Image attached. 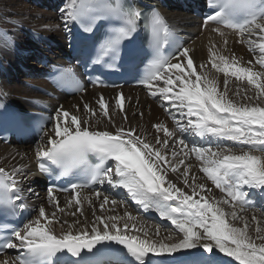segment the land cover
<instances>
[{
    "label": "snow or ice",
    "instance_id": "1",
    "mask_svg": "<svg viewBox=\"0 0 264 264\" xmlns=\"http://www.w3.org/2000/svg\"><path fill=\"white\" fill-rule=\"evenodd\" d=\"M238 18L243 20L237 22ZM60 19L66 33L71 32V25L75 23L83 33L94 38L98 55L91 64H101L105 57L111 56L112 62L104 63L109 68L116 66L115 60L125 42L135 44V37L141 31L146 32V46L153 59L148 66V75L138 83L147 94L161 102L172 115L175 125L169 130L164 124L157 123L155 128L163 133V137H154L153 143L142 138L136 129L116 123L110 107L112 113L120 114L122 120L127 119L125 104L128 98L122 91L115 98H106L101 93L94 104H83L89 115L100 114L97 120L71 114L62 107L55 109L49 117L50 128L45 131L42 126L40 130L42 134L35 151V163L40 173L47 174L50 165L66 173L82 164L90 153L98 155L105 163L103 168L93 171L85 183L50 186L48 199L56 201L53 195L56 187L61 191H72L99 185L95 195L102 210L109 202L113 206L126 202L111 195L103 187L107 185L112 189L126 190L136 205L144 210L151 207L174 227L164 236L159 228L150 234L143 226L137 227L135 217L125 211L123 217L94 214L91 227H80L78 221L75 230L72 226L65 229L66 222L59 221L61 227L57 232L56 213L53 212L52 219H49L45 208L39 207L35 219L28 220L12 233V238L0 243V256H5L9 249L15 250L13 258L0 259V264L51 262L57 253L78 258V264H122L120 253L123 250L135 264H150L154 258L172 257L191 249L201 255L208 253L210 257H215L218 252L238 264H264L261 229H256L255 239L261 241L256 243L248 235L247 222L242 228L235 227L227 218L229 214L220 206H255L249 196L252 189L264 197V72L237 66L235 59L230 62L227 56L213 51L212 67L224 74L221 89L214 75L207 72L197 74L188 47H179L168 56L161 54L168 35L165 19L155 6L146 11L133 0H70ZM105 22L103 36L97 37V25ZM221 23L241 34L247 32L249 36L258 30V38L264 41V0L259 3L257 0H221L219 10L205 16L203 24ZM213 31L219 32L220 29L217 27ZM173 60L175 62H171ZM256 62L264 69V43L259 44ZM61 75L70 76L80 87L73 67L63 69ZM230 77L246 80L247 85L255 89L254 95L248 96L246 89L242 94L239 88L230 95ZM91 83L105 84L100 77L93 78ZM80 90L87 91L86 88ZM0 110H6L3 103H0ZM190 131L208 143L189 146L184 134ZM0 140H7V137ZM218 141L232 144L224 145ZM190 154L202 162L201 171L207 180L228 199L210 202L204 195L205 184L196 186L190 183V165H185L184 159ZM169 171L177 174V181L182 179L183 187L171 180ZM12 173L14 175H6L5 169L0 167V217L3 218L12 217L26 208L22 195L24 188L17 187L15 178L26 177L25 166L21 164L13 168ZM195 179L191 176L192 181ZM9 187L12 189L10 194ZM188 189H191L190 193ZM162 205H168L167 210H161ZM54 206L59 207L58 203ZM230 216L232 220L241 219L236 211ZM42 219L44 223H41ZM121 220H124L122 227ZM128 221H133L131 226ZM83 223L87 225L89 222L85 220ZM113 243L122 249H112L110 245Z\"/></svg>",
    "mask_w": 264,
    "mask_h": 264
},
{
    "label": "bare ground",
    "instance_id": "2",
    "mask_svg": "<svg viewBox=\"0 0 264 264\" xmlns=\"http://www.w3.org/2000/svg\"><path fill=\"white\" fill-rule=\"evenodd\" d=\"M140 2H145L147 0H137ZM35 2H39V0H35ZM34 2V3H35ZM70 0H51L47 4L42 1L41 3H44L45 6L48 7H55V9L61 5H65L66 9L68 7ZM63 3V4H62ZM44 6V5H43ZM63 7V6H61ZM51 10V9H50ZM0 11L3 14L11 15V14H18L19 16V22L21 24H30V27H32L36 31H45L43 34H46L43 36L38 35L36 31L33 30V32H24L29 37H32L31 39L25 40L24 42L26 44V47H23L22 49L18 45L16 47L20 49H16V52L18 50L19 54H22L21 57H31L32 55H35L38 50L31 51L28 50V47H40L41 52H43V55H48L47 48L45 47L46 43H48L50 48H55L54 43L62 42L63 35L66 34V31L63 27V24L61 22V14H57L56 11L53 13L48 12H41L38 9H36L33 5L24 3V0H0ZM165 13L171 20L172 24L181 30L185 31V34L187 36V41L184 45V47H188L190 49L189 55L194 60V67L196 68L197 74H200L201 72H207L210 76L214 75L217 78L218 83L220 84L221 89H223V78L224 74L216 72V70L212 67V59H211V52H216L218 55H224L229 58V61L231 62L233 59L237 61L241 66L243 67H252L254 71L258 72H264V69L260 67V65L256 62L259 57V44L264 43V41L260 40L259 37V31L257 30L255 33H253L251 36L246 32L244 34H241L239 31L234 30H228L224 29L219 26L215 25H207L204 29L201 28V25L197 22L196 19L191 18L188 14L185 13H179L178 10L170 8L168 10H165ZM25 15H29L25 17ZM16 17V16H15ZM178 19V22L176 20ZM47 22V23H46ZM183 22V23H180ZM1 23V21H0ZM60 24V25H59ZM2 27L6 31L4 33L0 34V57L2 59L0 60V84L3 88V92L5 93V98L7 102L10 104H18L22 105L21 107L24 108L26 106H38V107H49L52 109L51 114L55 111V109L62 107L63 110L69 111L71 114H78L83 116L81 112L83 109V104L85 102H88L91 104H94L96 101V98L103 93L106 98H115L117 93L123 92L127 96V102L125 104V108L127 110V119L122 120V117L120 114L112 113L111 107H110V114L115 117L116 123H123L125 127H132L136 129L137 132H139L142 136V138H146L148 141L154 143V137H163L162 132H157L155 125L157 123H162L166 127L171 130L174 125L175 121H173L172 115H170L165 107L162 106L161 102L157 100L156 98L152 97L151 95L147 94L143 88H134V87H128V86H122L117 88H102V87H95V86H87L85 87L87 89L86 92H81L77 95H73L70 98H66L63 96H58L56 100H49L47 98H44L43 96L39 95L40 100L36 101L33 97L30 88H28L25 85L21 86H12L6 83V79L3 78L5 73H13L17 69H23L25 68V65L21 62V59L19 60V57H17V54L12 52L9 48H7L3 43L4 39L10 37L12 33L16 30H18L19 26L14 25L11 26L10 22H2ZM219 28L220 31L216 32L213 31L215 28ZM3 31V30H2ZM21 33V30H19ZM220 33H223V36H221ZM40 39V40H39ZM43 39V40H42ZM7 40V39H6ZM43 42H42V41ZM226 41V43H225ZM29 42V43H28ZM31 44V46H29ZM41 44V46H40ZM23 46V45H22ZM4 60H7L8 63L12 62L13 65L10 66L9 64H5ZM251 61L252 63H249ZM2 62V63H1ZM171 62H175L174 60ZM186 63V60H185ZM40 67L38 64H35V67H32L29 69L28 74H31L32 76L34 74L39 73ZM3 74V75H2ZM194 79V77H193ZM6 80V81H5ZM32 80V84H35V79H28ZM8 82V81H7ZM242 84V88H240ZM27 88V89H26ZM240 89L242 94L244 90H247L248 96H253L255 93V89L251 86L247 85V81H239L235 77H230L229 82V94L231 95L234 93L237 89ZM95 94V95H93ZM238 99V98H237ZM4 97L2 93H0V103H4ZM79 106V107H77ZM142 113V115H141ZM99 113H97L95 116L90 115V119L97 120L99 117ZM104 120L107 122L108 118H104ZM47 126L50 127L49 124L45 126V131H47ZM98 127H103V124H98ZM194 134V132L185 133V135H189L188 139L186 141L189 143V146L192 144L200 145L202 143H198L196 139L195 142L192 141L191 136ZM153 136V138H152ZM196 136V134H195ZM194 136V137H195ZM197 140H201L202 138L196 136ZM212 139V138H209ZM205 142H208V140L203 139ZM221 142V141H218ZM1 143V142H0ZM39 141L35 145H19L21 146L19 150V156L18 152L16 151L17 148L9 147L6 150L0 149V167H3L6 171V174H13L12 170L13 168H18L21 164L25 166V172L27 173L26 177L21 175V178L19 176H16L15 178L18 181V187H23V184H27L28 190L25 191L28 194L25 193V196L28 198V201H30L33 205L35 204L33 197L34 195H40L38 198V201L40 202L41 207L45 208L46 216L49 219H52V213H56L55 223H56V230L59 232L60 230V223L59 221H66V225H63L65 229H67L69 226H72L73 230L77 227V222L80 221L79 224L80 227H91V222L94 221L92 215L90 212H87L86 205H91L92 207H95L97 211L101 213V215H118L123 217L125 215V211H127L131 216L135 217V223L137 227L143 226V228L147 231H149L150 234L155 233V230L157 228L160 229V234L162 236V233H167L166 230H163V226L165 225L169 229L174 227L171 226L169 221H166L162 219L158 212L149 207L147 210H144L138 205H135L138 207V215L134 216L130 210V207L125 206L124 203L120 204L118 206H113L111 202H109L108 205H105V208L102 210L100 208V201L97 200L95 192L90 194H77L76 197L80 201L79 204H77L74 199L69 200V195H57L54 194L56 197V201H50L48 199V191H43L40 194L37 190H40V186L38 185V179L36 178V175L34 173V165L35 163V154H32L33 151L30 149V147L38 146ZM222 143H226V145H231L232 142L230 141H222ZM2 144V143H1ZM13 144V143H12ZM3 145H11V144H3ZM17 146L18 144H13ZM12 145V146H13ZM259 155V154H258ZM184 158V157H182ZM185 163L192 162V167H190V183H193L194 185L198 186L199 184L203 183L206 186V189L209 188L208 192V198L210 201H223L225 200L224 197H226L225 193L221 192L216 186L209 180H207L205 174L201 171L203 164L200 160H197L194 154H190L188 157L184 158ZM32 166L31 175L29 174V167ZM183 165L181 166V170L183 169ZM14 175V174H13ZM169 176L173 182H177L179 187H183V181L182 179L180 181H177V174L171 173L169 171ZM191 176H195V181L191 180ZM36 181V185H32ZM23 183V184H21ZM24 185V186H25ZM212 187H210V186ZM26 189V187H25ZM120 188L113 189L115 190V193ZM124 192V194L128 195L130 199L132 200L131 196L126 192L124 189H120ZM189 193L191 192V189H188ZM207 191V190H206ZM219 192V193H216ZM111 195H113L111 192H109ZM206 192H204V195ZM222 195V196H220ZM115 198H117L115 195H113ZM224 196V197H223ZM206 197V196H205ZM207 198V197H206ZM227 198V197H226ZM118 199V198H117ZM261 201V199H260ZM29 202V203H30ZM133 202V201H132ZM54 203H58L59 207H55ZM229 206L231 210L234 209L238 213H246V215H250V212L257 211L261 215L264 216V211H260L256 206L249 207L247 210H250L249 212H244L246 210V207L242 208L239 204L231 205V204H225V206ZM223 210L224 205H220ZM168 205H162L161 210H167ZM55 208V210L53 209ZM78 208V209H77ZM252 208V209H250ZM60 209H63V211H60ZM80 209V210H79ZM81 209L85 210V213H81ZM89 209V208H88ZM134 210V209H133ZM226 212V211H225ZM87 213V214H86ZM255 214V213H254ZM147 215H150L151 218L146 217ZM258 216V214H257ZM260 216V215H259ZM229 217V216H228ZM227 217V218H228ZM247 217V216H246ZM257 218V217H256ZM33 219H35L33 217ZM245 218H243L244 220ZM88 221L89 223L85 225L83 221ZM228 220L231 221V223L237 227L239 220H232L231 217L228 218ZM241 222L239 225H243L244 227L245 222L248 224V235L250 237L253 236L251 232H249V229L251 226L258 222L257 225L260 223L262 224V219H252V216L250 215V218L245 219L244 221L240 219ZM253 221V222H252ZM45 221L42 219L41 223H44ZM124 223V220L120 221V226L122 227ZM128 223L131 224L133 221H128ZM255 225V224H254ZM262 226V225H261ZM241 227V228H242ZM261 229V227H259ZM168 230V229H167ZM263 231V230H262ZM262 234V232H261ZM167 235V234H166ZM257 236V233L255 234V238ZM261 241L256 239V243H260ZM111 245H115L114 243ZM202 251V250H201ZM181 257H185V259H191L194 257H200L202 260H208L211 264H238V262H235L234 260L230 261L232 258H227L223 256V254L216 253L215 257H210V254L203 253L198 254L195 249L191 250H185L182 253H176L172 257L167 258H154L150 262L152 264H175ZM8 258L7 256H3L0 259ZM10 259V258H8ZM176 260V261H175Z\"/></svg>",
    "mask_w": 264,
    "mask_h": 264
},
{
    "label": "rangeland",
    "instance_id": "3",
    "mask_svg": "<svg viewBox=\"0 0 264 264\" xmlns=\"http://www.w3.org/2000/svg\"><path fill=\"white\" fill-rule=\"evenodd\" d=\"M42 1H44V3L45 4H47L48 2H50L51 0H39V2H35V0H24V3H27V4H30V5H33L36 9H38L39 11L41 10V12H48V13H53L54 11H56L57 12V14H61V12H62V10H63V8H65V5H61V6H63V7H61V6H59V7H57L56 9H55V7H48V6H45V4L44 3H41ZM55 0H53V2H54ZM35 2V3H34ZM63 4V3H62ZM44 5V6H43ZM51 9V10H50ZM16 16V17H15ZM19 15L18 14H11V15H6V14H3L1 11H0V21H1V23H0V34L1 33H4V29H3V27H2V22H4V23H6V22H10L11 23V26H14V25H17V26H19V28H18V30H16V31H14L13 33H12V35L10 36V37H8V38H6V39H4V45L7 47V48H9L10 50H12V52L14 51V53H16L17 54V57H19V60L21 59V62L25 65V67H26V69H31L32 67H33V65H34V63H35V59L38 57V54H40L41 53V49H40V47H28V50H30L31 49V51H33L34 52V50H35V52H36V50H38V52H36V53H38L37 54V56H31V57H21L22 56V54H19V52H18V50H17V52H16V49H22L23 47H26V44L24 43V42H26L25 40H27V39H31L32 37H29V35H27L26 33H24V32H33V28L32 27H30V24L29 23H27V24H21L20 22H19V17H18ZM27 16H29V15H25V17H27ZM47 23V22H46ZM60 25V24H59ZM3 30V31H2ZM19 30H21V33L19 32ZM34 31H36V30H34ZM6 32V31H5ZM30 32V33H31ZM37 33H38V35L39 36H41V34H43V32H45V31H43V30H41V31H36ZM46 34H43V36H45ZM33 39V38H32ZM32 39H31V42H32ZM40 40V39H39ZM43 40V39H42ZM41 40V41H42ZM18 42H19V46H20V48H18V47H16V45H18ZM43 42V41H42ZM29 43V42H28ZM23 45V46H22ZM29 46H31V44L29 45ZM40 46H41V44H40ZM2 59V57H0V60ZM3 61H4V63L5 64H9L10 66H12L13 65V63L12 62H10V63H8V61L7 60H4L3 59ZM2 63V62H1ZM237 66H241L239 63H237ZM4 76H6V79H9V83L6 81V83L7 84H9V85H12V86H16V85H18V86H21V85H25V86H27L28 88H31L32 90H34L32 87H31V85L29 84V83H27V71L26 70H23V69H21V70H16L15 72H13V73H11V74H8V73H5L4 74ZM35 76H38V75H35ZM240 88H242V84H241V86H240ZM27 89V88H26ZM0 91H1V93H2V95H4V93H3V91H2V88L0 87ZM32 93V95H33V97L34 98H36L37 97V95H36V93H34V92H31ZM82 111L83 112H81L80 111V113L83 115V117L85 118V119H88V120H94V119H90V115L86 112V110L85 109H82ZM168 112V111H167ZM169 113V112H168ZM173 120V119H172ZM174 121V120H173ZM50 125V124H49ZM51 126V125H50ZM48 128H47V130L50 128L49 126H47ZM152 138H153V136H152ZM13 144H11V145H3V144H1L0 143V149L1 150H6L7 148H9V147H13V148H17V152H18V156H19V150H20V148H21V146H19V145H17V146H15V145H13ZM224 145H226V144H224ZM36 148H37V145L35 146V147H30V149H32V151H33V153L32 154H35V151H36ZM234 151L236 150L235 148L233 149ZM257 154H260V153H257ZM170 155V154H169ZM185 165H190V167H192V162H188V163H185ZM32 166L31 167H29V169H27L28 171H29V174L31 175V171H32ZM20 178H21V175L19 176ZM21 184H23V183H21ZM25 184H23V188L25 189V187L27 186V184L24 186ZM210 186V185H209ZM210 187H212V186H210ZM108 190L110 191V188H108ZM209 190V188L207 189V191H205L206 192V194H205V196L208 198L209 196V194H208V191ZM256 191V189H253L252 190V192H255ZM39 192V191H38ZM40 192H41V190H40ZM216 193H219V192H216ZM219 194H221V193H219ZM220 196H222V195H220ZM40 197V195H38V198ZM224 197V196H223ZM225 199H228V197L226 198V197H224ZM35 199V198H34ZM122 200H124V201H126L124 204H125V206H127V207H129V203H128V201L126 200V198L124 197V198H121ZM34 202H35V204H37V203H40L39 201H38V199L37 200H34ZM211 202V201H210ZM121 206H124V205H122V203L120 204ZM224 206H225V204H223ZM132 206V205H131ZM86 207H87V212L89 211L90 212V214L92 215V217H95L94 216V214L95 215H101V213L99 212V211H97L96 209H95V207H92L91 205H89L88 206V204L86 205ZM89 208V209H88ZM54 210H55V208H53ZM78 209V208H77ZM224 209H225V213H227V214H229L228 216L229 217H231L230 216V213L232 212V211H234V209L233 210H231V208L229 207V206H225L224 207ZM80 210V209H79ZM82 211H80V214L82 213H85V211H86V209L85 210H83V209H81ZM130 210L132 211L131 213L134 215V216H136V215H138V212L137 211H135V210H133V209H131L130 208ZM250 210H245L244 212H249ZM38 212V207H36V213ZM255 213V214H254ZM81 214V215H82ZM87 214V213H86ZM238 214V213H237ZM257 214H258V216H257ZM109 215V214H108ZM250 215L253 217V216H255V217H257L256 219H259L260 218V220L262 219V217H263V219H264V216L263 215H261L260 213H258L257 211H252V212H250ZM250 215H246V213H239V216L241 217V219L243 220V218H245V219H248V218H250ZM260 215V216H259ZM247 216V217H246ZM48 217H51V216H48ZM228 217V218H229ZM94 219V218H93ZM244 219V220H245ZM243 220V221H244ZM66 222V221H65ZM229 222L231 223V221L229 220ZM241 222V220L239 219V221H238V226L237 227H242L243 225H239V223ZM253 222V221H252ZM257 223L258 222H255L252 226H251V228L249 229V232H251L252 234H253V236H252V238L253 239H255V234L257 233L256 232V229H257V227H261V232H262V234H264V220H262V224H258L257 225ZM64 225H66V224H64ZM262 225V226H261ZM167 229H169L168 227H166L165 225L163 226V230L165 231L166 230V232L168 231ZM263 230V231H262ZM166 234H168V232L167 233H162V236H164V235H166ZM255 242H256V239H255Z\"/></svg>",
    "mask_w": 264,
    "mask_h": 264
}]
</instances>
